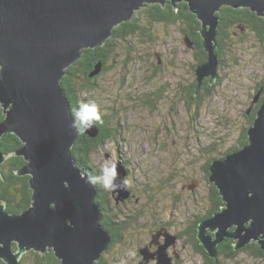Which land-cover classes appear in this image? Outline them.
<instances>
[{
    "label": "water",
    "instance_id": "1",
    "mask_svg": "<svg viewBox=\"0 0 264 264\" xmlns=\"http://www.w3.org/2000/svg\"><path fill=\"white\" fill-rule=\"evenodd\" d=\"M166 2L175 10L179 2L187 3L200 22L206 59L194 68L195 95L204 78L210 85L217 80L221 7L247 8L264 18V0H0V138L11 133L22 143L14 154L25 164L15 173L28 176L31 190L30 205L20 213H9L0 203V258L5 264H21L29 251L50 250L62 264H95L111 243L101 224L98 188L85 183L82 177L89 174L72 155L79 134L69 128L71 106L61 81L82 50L103 45L115 26L130 21L142 7ZM183 38L191 47L189 37ZM101 68L97 61L88 77ZM98 133L95 126L85 134L94 138ZM246 136L244 145L210 160L207 178L223 205L199 221L196 234L210 258L218 256L225 238L234 241V250L254 242L264 251V102ZM6 157L0 149V175ZM116 164L118 183L128 171ZM111 193L116 202L130 196L129 188ZM160 235L164 243L153 254L141 248L138 264H147L154 255L157 264H171L165 250L175 235L160 228L151 235L152 242Z\"/></svg>",
    "mask_w": 264,
    "mask_h": 264
},
{
    "label": "rangeland",
    "instance_id": "2",
    "mask_svg": "<svg viewBox=\"0 0 264 264\" xmlns=\"http://www.w3.org/2000/svg\"><path fill=\"white\" fill-rule=\"evenodd\" d=\"M137 19L142 30L113 39L103 73L89 82L81 74L75 78L93 88L78 93L79 102H95L110 121V137L89 155L95 174L105 161L125 162L128 168L129 199L115 204L111 191L102 189L111 213L131 222L118 253L105 256L109 264L150 238L159 225L185 235L208 212L212 204L204 166L238 145L248 126L245 112L264 79L263 41L254 30L231 27L222 41L213 91L199 106L191 104L184 90L195 79L196 50L185 44L181 25L150 21L144 10ZM187 256L185 264H205L196 252L188 250ZM221 260L264 264V257L246 251Z\"/></svg>",
    "mask_w": 264,
    "mask_h": 264
},
{
    "label": "trees",
    "instance_id": "3",
    "mask_svg": "<svg viewBox=\"0 0 264 264\" xmlns=\"http://www.w3.org/2000/svg\"><path fill=\"white\" fill-rule=\"evenodd\" d=\"M177 7V10H175L170 2H166L163 6L158 4H148L142 7L140 10L136 11L134 13V17L130 21L122 22L115 26L111 38L124 40L128 37L136 36L142 30L137 19V14L141 10H144L147 13V17L150 21L170 24L179 23L181 25V33L184 36L189 37L193 42L195 48L197 49L195 55L196 63L192 66V70H194L196 64L203 62L206 59V53L203 50L201 44L202 40L198 32L200 22L196 19V16L194 14L189 12L187 3L179 2L177 4ZM217 16L219 18L217 35V54L219 59L222 50V41L225 37L228 36V29L231 27L238 26L239 29L248 28L254 30L259 40H261V42L263 41L264 18L257 16L249 9L222 6L219 12H217ZM104 46L108 47V51H105L104 53L102 51L100 52V47L82 50V56L73 65L69 66L66 69V74L61 81V87L65 91V94L70 101L71 109L75 108L80 100L78 93L92 91L93 89L92 87L87 86L86 83L80 85L77 84L75 78L78 76V74L82 75V78L85 82L91 81V79L88 77V74L93 70L94 65L99 60L102 61V64H104V69H106L105 63L108 59V56L110 55V52L114 48V43L112 44L111 40L108 39ZM214 87L215 85L209 86V84H207L204 89H200L197 95H195V80H193L189 87L185 88L184 93L185 96L187 95L188 102H194V104L199 106L201 103V99L209 95L213 91ZM260 89L261 92L259 95V102L248 116V126L253 122L259 104L261 102H264V79L260 80V82L257 84L254 95L259 92ZM254 95L252 96V99ZM2 118L3 114L0 109V119ZM97 128L99 130V133L96 137L92 138L87 136L86 134L79 135L72 148V155L76 162V165L83 171L87 172L89 175L95 174L94 166L89 163L90 153L94 151L100 144H102L103 141L110 137L109 131H106V121L103 120V123L99 124ZM246 128H244L242 131V135L240 137L238 145L228 148L226 151L221 153V156L241 147L247 142ZM21 144L22 143L19 141V139L11 133H5L0 138V149L7 156L1 164L0 203H5V209L9 213H20L30 205L31 201V190L28 186V176H18L15 173L25 164V160L23 159V157L16 156L14 154V152L21 146ZM209 164L210 159L204 166L205 177H208L209 174ZM97 188L98 196L96 201L97 203H99L100 208L104 210L107 206L108 199L106 193L103 192L102 188L99 185H97ZM209 196L212 204L211 208L205 215L199 217L193 222L192 226H190L189 231H187L189 236L195 237L198 222L210 216L213 211L217 210L223 204L216 187L212 183H209ZM105 216L106 215L103 213L101 224L115 238V241L121 238L119 231L130 229V221H119V223L116 224V221H113L111 216L108 219ZM114 225H120V227H118L117 229V226ZM195 242L196 244L198 243L196 237ZM199 249L204 257L207 258V253L204 251L203 247L200 246ZM240 251L250 252L251 255L256 257H264V251H262L259 245L254 242L237 251L233 249V241L231 239H225L218 245V254L222 255V257L225 259L234 258ZM28 256L33 257V259H31L32 262H29L28 264H60L59 260L52 254H40L34 251L25 253L24 256L20 259L21 264H27L25 263V259H27ZM221 262L222 260L219 262L216 260L215 264H222ZM95 264L98 263L96 262Z\"/></svg>",
    "mask_w": 264,
    "mask_h": 264
},
{
    "label": "flooded vegetation",
    "instance_id": "4",
    "mask_svg": "<svg viewBox=\"0 0 264 264\" xmlns=\"http://www.w3.org/2000/svg\"><path fill=\"white\" fill-rule=\"evenodd\" d=\"M172 24H174V23H172ZM243 29V28H242ZM241 29V30H242ZM218 35V34H217ZM112 37V36H111ZM111 37H109L108 39H110L111 40V43L113 44L114 43V41H113V39L111 38ZM184 37V36H183ZM107 39V40H108ZM106 40V41H107ZM189 40H190V38H189ZM190 42L192 43V46H191V48L192 49H194V50H196V52H197V49L195 48V46H194V44H193V42L190 40ZM106 43V42H105ZM105 43L103 44V45H101V46H99L101 49H100V52L102 51L103 53L105 52V51H108V47H106V46H104L105 45ZM97 48V47H96ZM218 48V47H217ZM217 50V49H216ZM218 55V54H217ZM99 61H101V60H99ZM218 61H219V63H218V66H219V64H220V59L218 58ZM102 62V61H101ZM102 68H101V70H100V72L97 74V75H95L94 77H92V78H90L91 80H93V79H95V78H97L101 73H103L104 71H105V69H104V64H102ZM105 68H106V63H105ZM218 68V67H217ZM217 79H218V77H217ZM195 80V79H194ZM217 81V80H216ZM206 82H207V84H209L208 83V78H204V80H203V85L201 86V88L200 89H204L206 86H207V84H206ZM212 85H214V84H212ZM212 85H210L209 84V86H212ZM199 89V90H200ZM261 90V89H260ZM261 92V91H260ZM258 102H259V99H258V101L257 102H255V103H253V101L250 103V105L248 106V108H247V110L249 111V112H247V110H246V112H245V118H246V120H247V122H248V120H249V118H248V116L250 115V113H251V111L254 109V107L258 104ZM191 104H194V102H191ZM101 117H102V119L104 120V121H106V124L108 125L109 124V119L108 118H106L107 116H105V115H103V114H101ZM106 131H109V133H111L110 131V129H109V127L107 126V128H106ZM114 131V130H113ZM112 131V132H113ZM104 142V141H103ZM102 142V143H103ZM124 166H125V162H124ZM125 168L127 169V171H128V168L125 166ZM130 191V196L127 198V199H129L131 196H132V193H131V190H129ZM111 195L113 196V194L111 193ZM114 197V196H113ZM126 199V200H127ZM115 200V199H114ZM126 200H124V201H126ZM223 202V201H222ZM119 202H116L115 201V204H118ZM223 205V204H222ZM221 207V206H220ZM219 207V208H220ZM218 208V209H219ZM110 207H109V201H108V203H107V206H106V208L104 209V210H102V219H103V213L106 215L105 217L108 219L110 216L112 217V220L113 221H116V224H118L119 223V221H129L128 220V218L129 217H127L126 219H119V217H118V215H116L115 213L113 214V213H111V211H110ZM217 209V210H218ZM118 211H120V209H118ZM216 211V210H215ZM214 212V211H213ZM108 214V215H107ZM206 214V213H205ZM204 214V215H205ZM209 217V216H208ZM117 219V220H116ZM199 223V222H198ZM162 226H158L159 228H155V230H153L152 232H151V234H150V238H148L146 241H143L141 244H139L132 252H130L129 254H123L122 255V257H119L118 258V256L116 255V257H114L113 258V262L115 263V264H138L141 260H142V254L140 253V249L141 248H143V247H147V249H148V251H149V253H151V254H153L156 250H157V248H158V246L159 245H161L162 243H164V237H163V235H160L157 239H156V241L155 242H152V239H151V235L157 230V229H160V228H166L167 229V231H169V229H168V227H167V225L166 226H164V224H161ZM114 226H117L116 228L118 229V227H120V225H114ZM192 226V225H191ZM197 226H198V224H197ZM116 229V230H117ZM189 229H190V227L185 231L186 233H185V235L184 234H179V233H172V232H170L169 231V233H171V234H173V235H175V240H174V242L172 243V244H170L167 248H166V255H167V257L170 259V262H171V264H185V260H187L189 257L187 256V257H185V253L188 251V250H190V252L192 253V252H196V253H198V254H200V256H202V258H203V262L205 263V264H215V261L217 260L218 262L219 261H221V258H223L222 257V255H219L218 254V256L216 257V258H210L209 256H208V254H207V258H205L204 257V255L201 253V251H200V249H199V247L200 246H202L200 243H199V241H198V243L196 244V242H195V237H196V234H197V227H196V234H195V237L194 236H189V234L187 233V231H189ZM127 230H129V229H126L125 231H119V234L121 235V238L120 239H118V240H116L115 241V238L111 235V237H112V241H111V243L108 245V247H107V249H106V251H104L103 253H102V255H101V259L99 260V261H97V263L98 264H109V262L106 260V257L105 256H107L108 254H112L113 252H115V254H117L118 253V251L117 250H119L118 248H117V246L118 245H120L121 243L120 242H122V239H123V237L125 238V236H123L124 235V233L127 231ZM196 239H197V237H196ZM225 239H230V238H225ZM224 239V240H225ZM198 240V239H197ZM232 240V239H231ZM233 241V240H232ZM234 242V241H233ZM15 246V244H13V247ZM204 249V248H203ZM241 250V249H240ZM205 251V250H204ZM236 251V250H235ZM206 252V251H205ZM48 253H50V254H52L55 258H57L55 255H54V252L52 251V250H50V251H47L45 254H48ZM207 253V252H206ZM41 254V253H40ZM127 257H129V258H127ZM59 260V259H58ZM189 261V260H188ZM59 262H60V264H62L61 263V261L59 260ZM187 262V261H186ZM96 263V262H95ZM0 264H5L4 262H3V260L0 258ZM147 264H157V259H156V256L154 255V256H152V257H150V259L148 260V262H147Z\"/></svg>",
    "mask_w": 264,
    "mask_h": 264
},
{
    "label": "clouds",
    "instance_id": "5",
    "mask_svg": "<svg viewBox=\"0 0 264 264\" xmlns=\"http://www.w3.org/2000/svg\"><path fill=\"white\" fill-rule=\"evenodd\" d=\"M72 117L69 128L76 134L83 135L93 127L103 123L98 105L95 102H78L77 106L70 111ZM119 177L117 164L105 161L99 168L97 174L82 177L85 183L92 187L99 185L105 191L127 190L128 181Z\"/></svg>",
    "mask_w": 264,
    "mask_h": 264
}]
</instances>
